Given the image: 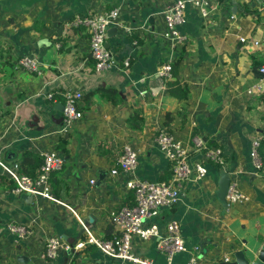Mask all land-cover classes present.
<instances>
[{"label": "crops", "instance_id": "0c3cea01", "mask_svg": "<svg viewBox=\"0 0 264 264\" xmlns=\"http://www.w3.org/2000/svg\"><path fill=\"white\" fill-rule=\"evenodd\" d=\"M172 1L0 0V161L18 166L26 153L41 156L46 151L65 159L62 170L50 179L58 202L27 200L0 188V264H118L88 245L55 261L44 260V243L50 236L85 241L83 226L95 238L105 239L111 229L113 235L110 212L132 205V193L126 178L111 175V170L128 145L138 154L137 178L169 179V164L154 143L161 128L185 144L199 137L208 148H220L225 160L223 169L204 162L206 176L184 184L178 205L147 221L160 229L170 220L180 221L188 251L174 256L171 264H186L190 255L199 264H218L225 257L233 262L236 252L254 261L264 241V168L254 171L249 152L251 141L264 135V75L259 72L264 67V18L252 11L254 0H223L213 24L189 10L180 28L187 40L173 55V63L179 61L176 81L189 88L187 100L168 96L165 83L157 97L141 99L138 91L148 89L151 77L170 57L162 33L163 12ZM114 7L120 9L122 25L134 29L138 46L128 72L97 73L87 30L68 29L67 24L76 15ZM130 45L126 37L108 40L118 59ZM23 55L38 59L42 75L16 68ZM142 77L147 79L140 84ZM98 88L116 89L122 102L114 105L94 94L91 106L81 110V120L68 134L59 133L62 94L71 89L85 96ZM136 108L142 110L136 123L139 127L144 120L142 129L126 122ZM198 159L192 156V161ZM223 171L244 197L226 209L216 195ZM0 176L8 178L1 168ZM10 223L29 227L31 235L17 242L6 230ZM132 253L153 264H167L153 239H135Z\"/></svg>", "mask_w": 264, "mask_h": 264}, {"label": "built area", "instance_id": "2783aa9c", "mask_svg": "<svg viewBox=\"0 0 264 264\" xmlns=\"http://www.w3.org/2000/svg\"><path fill=\"white\" fill-rule=\"evenodd\" d=\"M223 0H173L163 12L164 31L162 39L167 45L170 57L156 72L164 83L172 79L173 55L176 50L184 45L187 38L181 33L180 28L186 21L187 12L190 10L198 18L207 24H213L222 10ZM252 11H257V16H264V0H254ZM249 7V6H248ZM120 9L114 7L109 11L87 12L85 15H76L68 22V29L83 28L88 33L89 57L94 63V71L97 73L107 72L112 69L122 70L126 73L130 70L133 51L138 46V38L134 35V29L123 26L119 21ZM264 23V22H263ZM116 29V35L120 39L129 38L130 49L118 59L108 44V30ZM115 35V36H116ZM245 43V38H239ZM254 46L259 42L251 40ZM16 68L28 74L42 75L41 64L33 55H23L16 61ZM264 75V67L259 68ZM146 77L138 80V83L146 82ZM260 89V86H257ZM252 91H249L251 94ZM141 99L150 96L148 89L138 91ZM82 92L77 90H66L63 94L62 121L59 124V133L68 134L73 125L80 121L82 113L77 109V103L82 98ZM52 100L51 94L47 95ZM264 135L259 134L250 144L249 158L255 172L263 170L264 163L260 154ZM154 143L165 158L170 168V177L164 181L140 180L135 176L138 165V154L130 146L125 145L121 154L111 170V175H122L126 178V188L132 193V205L122 206L110 212V221L114 228L115 236L111 239L95 238L86 227L83 226L87 238L85 241L70 244L59 236H50L45 240L42 258L55 261L64 252L82 250L86 245L94 248L109 260L117 261L118 264H153L149 260L141 259L132 253V243L135 239L155 241L156 250L163 254L167 264H171L173 257L187 252L186 242L182 235L179 220H170L160 229L157 224H146L147 221L159 218L163 211L175 208L179 203L184 184L188 181H201L206 176L204 162L211 163L223 169L225 160L220 148H208L199 137H193L189 143L175 138L167 129L161 128L156 132ZM199 155L200 159L192 161V156ZM42 163L34 178L21 174L18 166H7L0 161L2 172L15 183L11 191L19 196L27 193L31 198H42L52 202H58L51 194V175L62 170L65 163L64 157L56 151H46L41 154ZM93 184V181H90ZM242 193L234 181H230L226 192L225 201L227 205L242 202ZM9 234L22 242L31 230L24 225L10 223L6 226ZM228 259L225 257L224 262ZM186 264H199L195 255H190Z\"/></svg>", "mask_w": 264, "mask_h": 264}, {"label": "trees", "instance_id": "16d2710c", "mask_svg": "<svg viewBox=\"0 0 264 264\" xmlns=\"http://www.w3.org/2000/svg\"><path fill=\"white\" fill-rule=\"evenodd\" d=\"M179 61H176L172 64V79L165 82L167 93L170 97L176 99L177 101H185L189 96V88L186 84L180 85L178 81H176L177 67ZM258 79V78H257ZM94 94H100L101 97L111 102L114 105L120 104L122 102L118 91L114 88H98L93 92L86 93L85 96L77 103V109H87L92 104V96ZM185 107H182L179 112V116L181 117L183 123L185 122ZM142 116V110L139 108L133 109L132 116H128L126 118L127 125L131 128L135 127L138 129H142L144 126V120H141V126H136V123L139 122V116ZM61 146V144H59ZM260 154L262 156V161L264 163V142L261 144ZM42 158L41 156H36L31 153H26L22 158V162L20 163L19 172L24 175H28L31 178L36 176V172L41 166ZM38 168V169H37ZM37 170V171H36ZM36 171V172H35ZM53 175V174H52ZM51 175V176H52ZM0 188L11 192L15 188V183L6 177L0 176ZM108 231V230H107ZM111 235L106 236L105 239H111L115 236V233L112 235V229L109 231Z\"/></svg>", "mask_w": 264, "mask_h": 264}, {"label": "water", "instance_id": "95a60500", "mask_svg": "<svg viewBox=\"0 0 264 264\" xmlns=\"http://www.w3.org/2000/svg\"><path fill=\"white\" fill-rule=\"evenodd\" d=\"M236 6L233 7V12L236 11ZM116 35V29L115 28H111L108 30V37L109 38H113ZM106 46H108V44H106ZM164 86V81L158 77V75L155 74V76L151 77V80L149 82L148 85V90L149 93L152 97H157L158 94L161 92L162 88ZM60 108H58V110L62 113L63 112V104H59ZM62 121V117H60L56 123L60 124ZM230 183V177L228 175L227 172L223 171L221 172V178L219 180V187L217 190V198L219 200V202L221 203V205L223 206V208H227V203L225 201V196H226V192L228 190V186ZM19 197H22L24 199L27 200H31V196L27 193H22L19 195ZM66 240V239H65ZM68 242L72 245H75V241L73 240H68ZM73 254L72 252H64L63 255L64 256H68ZM203 256H200V259ZM218 264H264V241L261 243L260 248L258 249V251L254 254V261H251L249 258H247L245 256V254L243 252H236L234 254V261L233 262H220Z\"/></svg>", "mask_w": 264, "mask_h": 264}, {"label": "rangeland", "instance_id": "374dc122", "mask_svg": "<svg viewBox=\"0 0 264 264\" xmlns=\"http://www.w3.org/2000/svg\"><path fill=\"white\" fill-rule=\"evenodd\" d=\"M260 17L264 18V16H262V15H261ZM166 94L168 95L167 91H166ZM168 96H169V95H168Z\"/></svg>", "mask_w": 264, "mask_h": 264}]
</instances>
